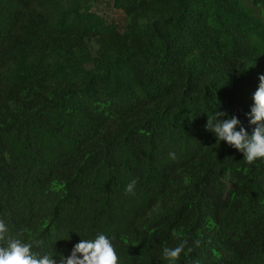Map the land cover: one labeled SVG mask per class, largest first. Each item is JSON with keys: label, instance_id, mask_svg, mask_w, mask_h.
I'll list each match as a JSON object with an SVG mask.
<instances>
[{"label": "trees", "instance_id": "1", "mask_svg": "<svg viewBox=\"0 0 264 264\" xmlns=\"http://www.w3.org/2000/svg\"><path fill=\"white\" fill-rule=\"evenodd\" d=\"M97 1L0 0V219L41 254L102 233L120 264L182 239L175 264H264V159L205 127H254L264 0Z\"/></svg>", "mask_w": 264, "mask_h": 264}, {"label": "clouds", "instance_id": "2", "mask_svg": "<svg viewBox=\"0 0 264 264\" xmlns=\"http://www.w3.org/2000/svg\"><path fill=\"white\" fill-rule=\"evenodd\" d=\"M259 84L253 94L254 104L249 113H245L252 127L251 133L244 127L236 115H229L218 109L209 117L205 125L208 131L215 134L217 143L226 142L229 146L243 154V160L252 164L264 159V74L259 75ZM174 159V154H170ZM136 180L126 186V193L134 194ZM25 231L10 234L8 225L0 219V264H120V258L112 240L105 234L98 233L94 239H81L76 243L70 254L52 255L34 251L44 244L43 240L26 239ZM175 236V232H173ZM195 246L200 241L194 242ZM193 250L187 239H182L175 247L165 246L163 257L169 264H175L182 253Z\"/></svg>", "mask_w": 264, "mask_h": 264}, {"label": "rangeland", "instance_id": "3", "mask_svg": "<svg viewBox=\"0 0 264 264\" xmlns=\"http://www.w3.org/2000/svg\"><path fill=\"white\" fill-rule=\"evenodd\" d=\"M95 8L97 11L104 14L110 21L124 24V14L112 6V0H98L95 3Z\"/></svg>", "mask_w": 264, "mask_h": 264}]
</instances>
